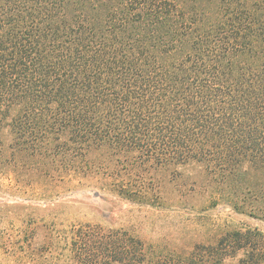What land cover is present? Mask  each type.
Instances as JSON below:
<instances>
[{"label":"trees","instance_id":"obj_1","mask_svg":"<svg viewBox=\"0 0 264 264\" xmlns=\"http://www.w3.org/2000/svg\"><path fill=\"white\" fill-rule=\"evenodd\" d=\"M3 151L70 157L74 172L98 153L115 179L189 163L225 183L243 165L264 176V0H0ZM77 238L74 264H264L257 229L184 255L121 229Z\"/></svg>","mask_w":264,"mask_h":264},{"label":"rangeland","instance_id":"obj_2","mask_svg":"<svg viewBox=\"0 0 264 264\" xmlns=\"http://www.w3.org/2000/svg\"><path fill=\"white\" fill-rule=\"evenodd\" d=\"M97 157L104 156L89 155V166L74 172L70 157L0 153V264H74L72 244L93 226L121 229L163 254H187L226 231L257 229L264 237L258 169L243 165L229 183L198 163L118 170L115 179L97 173ZM121 183L141 190L140 199L120 196Z\"/></svg>","mask_w":264,"mask_h":264}]
</instances>
